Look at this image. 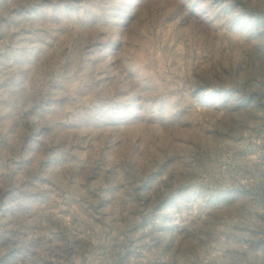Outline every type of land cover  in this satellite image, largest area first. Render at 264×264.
<instances>
[{
	"label": "rangeland",
	"instance_id": "rangeland-1",
	"mask_svg": "<svg viewBox=\"0 0 264 264\" xmlns=\"http://www.w3.org/2000/svg\"><path fill=\"white\" fill-rule=\"evenodd\" d=\"M0 264H264V0H0Z\"/></svg>",
	"mask_w": 264,
	"mask_h": 264
}]
</instances>
